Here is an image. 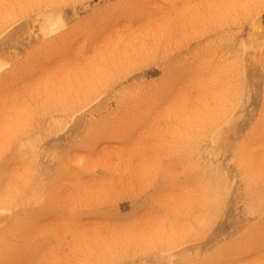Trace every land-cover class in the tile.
<instances>
[{
  "label": "rangeland",
  "instance_id": "374dc122",
  "mask_svg": "<svg viewBox=\"0 0 264 264\" xmlns=\"http://www.w3.org/2000/svg\"><path fill=\"white\" fill-rule=\"evenodd\" d=\"M0 264H264V0H0Z\"/></svg>",
  "mask_w": 264,
  "mask_h": 264
}]
</instances>
